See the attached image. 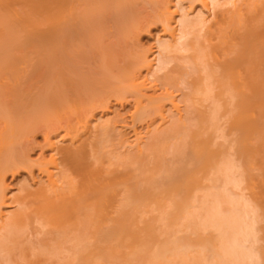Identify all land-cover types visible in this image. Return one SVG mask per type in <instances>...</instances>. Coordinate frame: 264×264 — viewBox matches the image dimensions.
I'll list each match as a JSON object with an SVG mask.
<instances>
[{
	"label": "bare ground",
	"instance_id": "6f19581e",
	"mask_svg": "<svg viewBox=\"0 0 264 264\" xmlns=\"http://www.w3.org/2000/svg\"><path fill=\"white\" fill-rule=\"evenodd\" d=\"M158 26L163 38L156 39L155 49H144L138 44L139 36ZM111 102L120 108L131 106L128 119L118 114L112 119L97 118L96 113L110 111ZM224 118L227 133L234 138L228 145L232 148L234 144V158L227 152L224 155L229 147L211 148L215 143L207 137L209 129L218 131L221 125L217 123ZM261 120L264 0H0V264H46L44 257L60 255L68 238L73 251L68 264H94L98 255L109 249L99 253L102 249L98 247L115 238L119 242L122 235L118 236L117 229L123 233L131 228L132 232L133 226H138L144 203L155 204L164 196L159 190V199L147 202L161 187L167 193L170 187L177 196L174 201L169 192L175 202L172 211L165 196L161 205H166L167 213H178L175 220L179 214L189 219L196 213H201L198 219L213 215L217 224L230 218L223 220L226 225L219 224L225 230L217 232L226 236L232 230L235 234L228 239L231 241L226 239L230 246L225 242L231 248H226L232 257L230 264L264 262V249L258 253L260 260L256 254L246 253L250 252L247 248L244 251L242 244L254 239L253 232L249 238L252 223L249 228L241 227L245 214L243 222L238 219L242 214L235 211L237 203H228L230 192L225 194L223 188L240 185L238 164L250 175L248 188L256 187L253 172L257 169L250 174L249 170L257 160L262 168L255 167L264 174ZM155 124L163 129H153ZM137 126L145 127L149 134L146 141ZM127 131L133 135L130 141ZM38 134L43 137L40 149L49 150L50 155L45 159L41 152L31 161V145ZM197 162L205 172L200 176L204 180L187 174L190 181L185 179V185L181 174L185 186L181 185L176 176L183 170L193 173L189 166L194 169ZM22 171L32 176L37 172V188L11 196L6 193L5 178ZM243 177L248 180L246 174ZM176 178L180 180L177 183ZM260 178L264 183V176ZM204 182L212 187L216 182L221 185L213 189ZM216 187L222 193H216ZM197 190L204 193L199 201ZM248 190L252 201L264 208V194H252L258 193L257 188ZM180 192L185 195L178 199ZM206 198L214 200V205L208 208ZM225 201L228 207L225 204L223 210ZM196 203L201 205L196 208ZM260 206L258 210L264 211ZM229 207L234 212L225 213L231 212ZM155 208L159 210L157 205ZM34 224L38 226L34 231L40 236L36 239L39 249L29 258L23 238ZM130 232L127 234L133 236ZM164 252L158 257H163L162 261L167 260ZM220 252L214 260L227 263ZM187 253L176 258L181 261ZM218 260L212 263L219 264Z\"/></svg>",
	"mask_w": 264,
	"mask_h": 264
},
{
	"label": "rangeland",
	"instance_id": "374dc122",
	"mask_svg": "<svg viewBox=\"0 0 264 264\" xmlns=\"http://www.w3.org/2000/svg\"><path fill=\"white\" fill-rule=\"evenodd\" d=\"M197 10V9H196ZM195 14V12L192 14V15H194ZM143 34H141L140 36H139V38H138V41H139V43L138 44H140V46H142L144 49L146 48V49H155L156 48V46H157V43H156V39H162L163 38V31H162V29H161V27H152L151 29H149V31H148V33L147 32H142ZM162 34V35H161ZM112 104L110 105V111L109 112H107V113H105L104 115H102V114H99V113H96L95 115H96V117L98 118V117H102V119H112L111 117L112 116H114L115 114H118V115H120L121 117H123L124 118V116L128 119V114H130L131 113V110H132V108H130L131 106H124L123 108H120L119 107V105H115V104H113V102H111ZM203 103V102H202ZM201 103V104H202ZM206 103L204 102L203 104H202V106L204 107H206V105H205ZM208 104V103H207ZM183 105V104H182ZM181 105V107H183ZM129 111V112H128ZM127 113V114H126ZM109 117V118H108ZM222 120V121H221ZM218 123H217V125H221L220 126V128L218 129V131L217 132H214L215 131V129L216 128H214V129H209V130H212V131H208V132H211L210 133V135L207 133V137L208 138H210V139H212L213 141H214V139L216 138L217 139V142H216V139H215V141L213 142L212 141V143H215V145H213L212 143V147L211 148H214V146H215V148H220L221 150H223V148H227V147H229L230 146V143H232V141H233V136L232 135H228V133H227V128H228V124H227V121L225 122V118L224 119H221ZM261 121H264V120H261ZM224 122V123H223ZM227 124V125H226ZM262 124H264V123H262ZM167 126H168V124H166ZM144 126V125H143ZM157 126V127H156ZM138 127V129L136 128V131L140 134V136H142V138L146 141L147 139H145V138H147V136H149V134L147 135V133H146V130H145V127H141V126H137ZM141 127V128H140ZM221 127H223V128H221ZM119 128V127H118ZM156 129V128H159V129H163V126H160V124H155L154 126H153V129ZM164 128H165V125H164ZM226 130H225V129ZM140 129V130H139ZM152 129V128H151ZM222 129V130H221ZM223 129H224V131H223ZM119 130V129H118ZM129 132V133H128ZM131 131H127V133H128V138H129V141H130V139L132 138L131 136H133L132 135V132L130 133ZM144 132V133H143ZM227 133V135L228 136H226L225 134ZM229 136H232V137H229ZM131 137V138H130ZM206 137V136H205ZM34 140H33V144H34V146H32L33 144H32V142H30L32 145H31V147H34V149L32 148V150L30 151V154H29V158L31 159V161H34V160H36L37 159V157L39 156V154L42 152L43 153V155H44V157H45V159H48L49 158V155H50V151L48 150H45V148H43L42 150L40 149V147L39 146H41L42 144H43V137H42V135H40V134H38V135H36L34 138H33ZM142 139V140H143ZM209 139V140H210ZM219 139V140H218ZM32 141V140H31ZM145 141H143V142H145ZM211 141V140H210ZM259 142H260V140H259ZM218 143H219V145H218ZM221 143H223V144H221ZM262 143V142H261ZM257 144V143H256ZM255 144V147L257 148V146H258V148H260L259 146L261 145L260 143V145L259 144H257L256 145ZM217 145L218 146H220V147H217ZM229 145V146H228ZM232 145V148H228V149H230V150H228L227 149V151L226 150H224V155L226 156V152H227V156H229V155H231V153H233L234 154V152H233V150L235 149V147L233 146L234 144H231ZM30 147V148H31ZM36 147H38V148H36ZM233 147H234V149H233ZM213 150H218V149H213ZM220 151V150H219ZM229 152V153H228ZM233 154L231 155V157L232 158H234V156H233ZM230 157V159H232ZM167 158V157H166ZM225 158V157H224ZM195 162V161H194ZM194 162H192L193 164H194ZM240 162V161H239ZM238 161L237 162H235V163H239ZM260 162V160L258 161H256L255 163H254V166L252 167V169L251 170H249V174H250V171H252L253 169V171H255V169H257L256 170V172H253V177H255V175H256V177H257V179H256V181H255V179H254V181H255V183H253V181H252V183L253 184H255L256 185V187L254 188V187H252L253 188V191H255L256 190V188H257V192L258 193H252V194H257V196H259V195H261V194H264V193H259V191H262V192H264V189H262V188H264V183H262V181H261V178L260 177H262V176H264V174H260L259 173V171H260V169L262 168V165H261V162ZM189 163V162H188ZM191 163V162H190ZM190 163H189V165H190ZM191 163V164H192ZM196 164V166L194 165V169H195V167L197 168L196 170H198V171H194V169H193V167L192 168H190V166H189V170H193V173L192 172H189V171H187L186 172V170H183L182 172L183 173H181V172H179L180 173V176H176V177H180V180H181V174H183L184 176H183V178H184V181H186V180H188L187 179V174L189 175V177L190 176H192L194 179H196V180H200L201 182L204 180V174H205V172H204V170L203 171H201L202 170V165H200L198 162L197 163H195ZM236 164V165H237ZM186 166H188V164H185ZM183 166V168L184 167H186V166ZM197 165H199V167L197 166ZM239 168L238 169H242L241 171L240 170H237L238 172H237V176L239 175L240 177H238L237 179V181H238V183L240 182V185H238L237 187L238 188H231V187H227L228 189L226 190L225 188L226 187H223L224 188V191H225V194H227V192L226 191H228V192H230V193H228V195L226 196V197H229L230 198V201L231 202H229V198H227L228 199V203L230 204L231 203V205H232V202H234V200H235V204L237 205V207H235V211H237L238 213H239V211L241 212L240 214H238V215H241V217H239V216H237L238 217V219L239 218H241V220H242V222H243V219H244V222L242 223V224H247L246 226H244V225H241V227H247V228H249L251 225V228H250V235H249V238H250V236L252 235V232L254 233L252 236H254V242H253V240L251 239V241H249V243L251 244H249L248 242L247 243H244V244H242L243 245V249L244 248H247V250H250V252H248V251H246V253H248V254H252V255H254L255 256V254H256V258H257V260H260L261 258H260V256H258L259 254H261L262 252H260L262 249H264V236H262V235H264V231H262V229H260V228H264V218H261L260 217V215L262 216V215H264V214H261L262 212H264V211H262V212H260L261 210H258L259 209V206L261 205L262 206V204L259 202L258 204H259V206H258V204L256 205L254 202H257L255 199V201H252V199L251 198H253L252 196H250V193H249V190L248 189H251L250 191H252V188H248L247 187V185H248V181H249V176L250 175H248L247 174V172L246 171H244L243 170V167L241 168V166H242V164H241V166H239V164L237 165ZM255 166H257V167H261L259 170H258V168H256ZM188 167H186V169H187ZM244 171V175H242V172ZM262 171H264V170H262ZM186 172V173H185ZM199 172H202V173H199ZM203 172H204V174H203ZM34 174H33V176L32 175H29V173L28 172H26V171H22V172H20L19 174H17V175H15L14 177H11V176H6V178H5V185L7 186V190H6V193H8V194H10L11 196L12 195H17L18 194V192L19 191H22L23 189H25V191L26 190H29V191H35V189L37 188V182H38V179H40L39 178V175H36L37 174V172L36 171H34L33 172ZM198 173H199V175H198ZM241 173V174H240ZM252 173V172H251ZM194 174V175H193ZM202 174V175H201ZM245 174H246V179H248V180H246L247 181V183H246V181H245V179L243 180L242 179V177L243 178H245ZM260 177H259V176ZM200 176H203V177H200ZM31 177H32V179H31ZM188 177V178H189ZM183 178H182V180L180 181V180H178V178H176L177 180H175V183H177V182H179L180 181V183H183ZM186 179V180H185ZM240 179H242V180H240ZM250 179H251V177H250ZM262 180H264V179H262ZM190 180H188V182H189ZM206 181V180H205ZM34 182V183H33ZM187 181H186V183H185V185L188 183ZM243 182H245V183H243ZM174 183V184H175ZM206 183V186H207V184L209 185V183L208 182H204V184ZM217 184L219 183V182H216ZM242 183V184H241ZM251 183V182H250ZM217 184H214V186L213 187H215V186H217ZM220 184V183H219ZM218 184V185H219ZM244 184V185H243ZM181 185H184V183L183 184H181ZM184 185V186H185ZM203 187H204V185H203V183L201 184ZM221 185V184H220ZM251 185V184H250ZM249 185V186H250ZM210 187H212V185H209ZM208 186V187H209ZM253 186V185H252ZM175 187H178V189H180L181 190V186L179 185V184H175ZM183 187V186H182ZM212 187V188H213ZM218 187H221V186H218ZM218 187H216V193L217 192H219L220 191V189L222 188H218ZM242 187V188H241ZM246 187L248 188V189H246ZM162 188V187H161ZM161 188H158V189H155L152 193L154 194V196H155V198H154V196H149L148 198H147V202H150V201H152L153 202V200L154 199H159V196L158 197H156V195H158V191L160 192L159 194L161 195V194H164V196H161V198H160V200H158L157 201V203H156V201H154L155 202V204L154 203H152L151 204V202H150V205L148 206V204L149 203H146L145 201V205L146 206H144V208H142V212L144 211V209H145V211H146V213L145 212H141V214L139 215L140 216V220H139V218H138V220H137V218H135L134 216H132V218L133 219H135V221H136V223L138 224V226L135 224V226H133L134 228H133V230H132V232H130V230H131V228H129L128 230H126L125 231V229H124V231H123V233H122V231L119 233V230L117 229L116 230V232L118 231V236H120V235H122L121 237H118L117 238V240L119 239V242L118 241H115V234L113 235V237H112V235H111V237L112 238H115V239H113V241H111L112 239H111V237H110V242L108 241L107 242V244L108 245H106V243L104 242L103 244H102V242L100 241V244H102V246L101 247H98L97 246V244L99 245V241L97 242L96 241V246L95 247H98L99 249H102V250H100L99 251V253H101V251L103 252V251H105L107 248H109V249H111V250H109V249H107V251H105V252H103L102 254H104V253H106L107 255H105L104 254V256L105 257H103L102 256V254H100L101 256L99 257V255H98V259H96L95 261H94V264H155V263H157L158 264V261L157 260H159V264H213L212 262H214V261H216V260H218L217 258H215V260H214V258H213V256L214 257H217L218 255H217V253L216 252H219V253H221L220 251H222L223 252V254H224V256L225 257H227V259L226 260H229L228 262L227 261H225V262H227V263H225V264H230L231 263V261H232V257H230V256H228L227 254H226V251H227V249L230 251V245H231V243L229 242V244H228V242H227V240L230 238V239H232L231 237L233 236V234H234V232H232V230H231V232L230 233H227V235L229 234V236L227 237V235L225 236V234H223V235H220L219 233H217V232H219V228H221V229H224L225 230V227H224V225H226L225 223L227 222L226 220H230V218H228V219H223L224 221H226L225 223H224V221L221 219V218H218L217 216H216V218L217 219H221V221L219 220L218 222H219V224L222 222V224L224 223V225H222L223 227H221V225H219V224H217V223H214V222H217V220L215 221V217H214V219L213 218H211V216H213V215H211L210 217L209 216H207V215H204V216H200L201 218L200 219H198L199 217L197 216V215H201V213L199 214V213H196V215H195V217L194 216H192V218H189V219H191L190 221H189V219H187V216L185 217V216H183L184 214H182V215H180L179 214V220H178V218L176 217V220L174 219L175 218V215H178V213H175L174 212V210H173V212H171L172 211V209L174 208V204H175V200L174 199H176L177 198V196L175 197L174 195V193L173 192H170L171 190V188L169 187L168 189H169V191H168V193H167V191L166 192H163L164 190H163V188H165V187H163L162 188V191H161ZM184 188V187H183ZM182 188V189H183ZM205 188H207V187H204L203 189V192L204 193H206V191H205ZM211 188V189H212ZM177 189V188H176ZM177 189V190H178ZM214 189V188H213ZM217 189H218V191H217ZM244 189H246V190H244ZM182 191V190H181ZM198 191V190H197ZM200 191V190H199ZM197 192L196 194H195V198H196V200L198 199V201L199 200H201L200 198H203L202 196V194H204L203 192L201 193V192ZM202 191V190H201ZM210 191V190H209ZM212 191V190H211ZM240 191H242V192H240ZM23 192H24V190H23ZM172 194H170V193ZM196 191H194V193H195ZM214 192V191H213ZM212 192V193H213ZM22 193V192H21ZM20 193V194H21ZM155 193H157V194H155ZM211 193V194H212ZM220 193H222L221 191H220ZM241 193V194H240ZM183 192H180V195H178V199H179V196H183ZM201 194V195H200ZM229 194H231V196H232V198L230 197V195ZM259 194V195H258ZM19 195V194H18ZM169 195H171V197L173 198V196H174V198H173V200L174 201H171L172 200V198L169 196ZM185 195V194H184ZM192 195H194L193 193H192ZM167 196V197H166ZM169 196V197H168ZM254 196V195H253ZM162 197H164L165 198V200L164 201H166L167 200V198H168V200L166 201V204L168 203V205L169 204H171V205H169V207H167V208H169L168 210H171L170 212L171 213H175L174 215L173 214H171V213H167V208H166V205H165V207H162L164 204H165V202L163 201V199H162ZM207 197V196H206ZM209 197V196H208ZM211 197V196H210ZM251 197V198H250ZM169 198H171V199H169ZM178 199L176 200V202H178ZM209 199V198H208ZM210 199H212V198H210ZM209 199V200H210ZM226 199V198H225ZM226 199V200H227ZM161 200L163 201L162 203H161ZM170 200V201H169ZM195 200V199H194ZM160 201V202H159ZM203 201H204V199H203ZM212 201V202H211ZM211 201H207V198L205 199V205L206 206H208V205H214V200H211ZM197 202V201H196ZM201 202V201H200ZM227 201H225V203H223L222 204V209L223 210H226L224 207H226L225 206V204H227L226 203ZM255 204H253V203ZM158 203H161V204H158ZM164 203V204H163ZM239 203V204H238ZM244 203V204H243ZM154 204V205H153ZM234 204V205H235ZM244 206H243V205ZM155 205H157V208H159L158 206H160V208L162 207V210H164V208H165V213H166V215H165V213L164 212H162V210L159 208V210H161V211H159V210H156V208H155ZM162 205V206H161ZM167 205V206H168ZM201 204L200 203H196L195 205H194V207L196 206V208L197 207H199ZM235 205V206H236ZM247 205V206H246ZM170 206H172L171 208H170ZM230 206V205H229ZM233 206V205H232ZM244 207L245 208V210H247L246 212H245V210L243 211V209H242V207ZM249 206V207H248ZM261 206H260V208H261ZM13 207H16V206H12V208ZM146 207V208H145ZM227 207H228V204H227ZM231 207V206H230ZM229 207V208H230ZM239 207H241V208H239ZM257 207V208H256ZM208 208H209V206H208ZM232 208V207H231ZM231 208H230V210H231ZM234 208V207H233ZM239 209V210H237V209ZM10 209L11 208H9V209H7V211H10ZM153 209H155V210H153ZM240 209H242V210H240ZM261 209H264V208H261ZM205 210H206V208H205ZM211 210V209H210ZM209 210V211H210ZM5 211V210H4ZM207 211V210H206ZM205 211V214H208V212H206ZM211 212V211H210ZM225 213L226 212H229V213H232V212H234V210H231V212L229 211V209H228V211H224ZM245 212V213H244ZM255 214H254V213ZM236 213V212H235ZM211 214V213H210ZM245 214V216H244V218H243V215ZM172 215H173V218H171L172 217ZM191 215H193V214H191ZM190 215V216H191ZM203 215V214H202ZM138 216V217H139ZM189 216V215H188ZM131 217V216H130ZM137 217V216H136ZM184 218V220H181V218ZM196 217H197V219L199 220H197L196 219ZM206 217H207V219H206ZM246 217V218H245ZM205 218V219H204ZM212 219V222L214 223V224H211V219ZM224 218H227V217H224ZM243 218V219H242ZM187 219V220H186ZM235 219H236V217L234 218V221H235ZM206 222H205V221ZM207 220H208V223H207ZM209 220H210V225H206V224H209ZM214 220V221H213ZM133 221V220H132ZM202 223H201V222ZM255 223H254V222ZM189 222H190V224H189ZM203 222L204 223H206V224H203ZM240 222V221H239ZM252 223V224H251ZM189 224V225H188ZM193 224V225H192ZM251 224V225H250ZM206 227H205V226ZM212 225V226H211ZM219 225V226H218ZM239 225H240V223H239ZM197 227V229H196V227ZM208 226H210V227H212V228H210V227H208ZM34 229H32V230H29V231H27L28 233H26L24 236V243L26 244L25 246H26V248H27V250H28V257L29 258H31V252L32 253H36L37 252V250L39 249L38 248V245H37V243H36V239H39L40 238V236H38V234H35V233H37L36 231L38 230V226L37 225H33L32 226ZM117 227V226H116ZM208 227V228H207ZM217 228L218 230L216 231V230H214V228ZM37 228V229H36ZM206 228V230H204ZM215 228V229H216ZM34 230H36V231H34ZM139 230V231H138ZM261 230V231H260ZM230 231V230H229ZM128 232H130V234L132 233L133 234V236L132 235H129V234H127ZM223 233V232H222ZM233 233V234H232ZM29 234H32L31 236L29 235ZM123 234H125L126 235V237H125V235L123 236ZM136 234V235H135ZM139 234V235H138ZM231 234V235H230ZM219 235L221 236V238H219ZM235 235V234H234ZM26 236H27V239H26ZM98 235H96V237H97ZM127 236H129V237H127ZM132 236V237H131ZM138 236V237H137ZM225 236V237H224ZM251 236V237H252ZM32 239H31V238ZM51 237V236H50ZM137 238V239H135V238ZM222 237L223 238H225V240H223V244L220 242V240L219 239H221L222 240ZM227 237V238H226ZM29 238V239H28ZM98 238H99V236H98ZM125 238H126V240H125ZM219 238V239H218ZM253 238V237H252ZM122 239V240H121ZM227 239V240H226ZM27 240L28 241H30L29 243L27 242ZM120 240H121V242H120ZM219 240V241H218ZM250 240V239H249ZM33 241V242H32ZM50 241V240H49ZM70 240H69V238H68V240H67V242L68 243H66L65 242V244H64V251L60 254V255H58V256H56L55 255V257H54V254H52V255H48V256H45L44 257V259H45V262H46V264H68V261H70V260H72V257H73V255H72V253H73V251H71L70 250V248H71V246H72V242L70 243L69 242ZM228 241H231V240H228ZM216 242H218V243H221L220 244V246L218 245V243H216ZM225 242L229 245H227V244H225ZM31 243V244H30ZM49 243V245H51L52 244V242L50 241V242H48ZM218 245V246H216V245ZM94 245H95V243H94ZM110 245V246H109ZM223 245V246H222ZM245 245V246H244ZM187 246H189L188 247V250L187 249H185V247L187 248ZM203 246V247H202ZM66 247V248H65ZM106 247V248H105ZM216 247H218L220 250L218 251L217 249L218 248H216ZM225 247V249L227 248V247H229V248H227L226 250H225V253H224V248ZM104 248V249H103ZM222 248V249H221ZM262 248V249H261ZM261 249V250H260ZM33 250V251H32ZM68 250V251H67ZM246 249H244V251H245ZM158 251H159V254H158ZM165 251V252H164ZM188 252L187 254H186V257H184V256H182V259L183 260H185V261H183L182 259H181V261H183V262H181V261H179L180 259H178V258H176V255H179L178 257L179 258H181L180 256L182 255V252ZM228 251V252H229ZM163 252H164V256L165 257H167L166 259V261H164L165 259H163V261H162V258L163 257H160V259L158 258L159 257V255L161 256H163ZM227 252V253H228ZM260 252V253H259ZM161 253V254H160ZM180 253V254H179ZM259 253V254H258ZM154 254H155V256L156 255H158V256H156L157 258H155V262H154ZM185 253H183V255H184ZM223 254H219V255H223ZM215 255H217V256H215ZM154 256V257H153ZM221 256H220V258H221ZM223 256V257H224ZM259 257V259H258V257ZM164 257V258H165ZM219 257V256H218ZM194 258L196 259L197 258V260L195 261L194 260ZM211 258V259H210ZM255 258V259H256ZM157 259V260H156ZM206 260H207V262H206ZM209 260V261H208ZM211 260V261H210ZM214 260V261H213ZM220 260V259H219ZM218 260V261H219ZM221 260H223V258L221 259ZM224 260H225V258H224ZM224 260H223V262H224ZM157 261V262H156ZM217 261V262H218ZM256 261V260H255ZM255 261H254V263H255ZM44 262V263H45ZM216 262V263H217ZM260 262H261V264H264V262H262L261 260H260ZM260 262H257L256 261V263L255 264H260ZM254 263H248V264H254ZM71 264H74L73 262L71 263ZM219 264H220V261H219ZM224 264V263H223ZM244 264V263H243ZM246 264V263H245Z\"/></svg>",
	"mask_w": 264,
	"mask_h": 264
}]
</instances>
